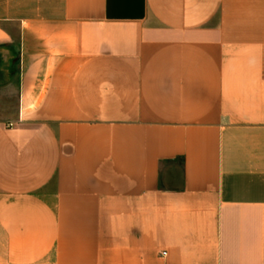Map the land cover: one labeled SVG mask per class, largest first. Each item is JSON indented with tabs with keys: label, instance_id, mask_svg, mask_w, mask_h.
I'll list each match as a JSON object with an SVG mask.
<instances>
[{
	"label": "crops",
	"instance_id": "1",
	"mask_svg": "<svg viewBox=\"0 0 264 264\" xmlns=\"http://www.w3.org/2000/svg\"><path fill=\"white\" fill-rule=\"evenodd\" d=\"M0 264H264V0H0Z\"/></svg>",
	"mask_w": 264,
	"mask_h": 264
},
{
	"label": "rangeland",
	"instance_id": "2",
	"mask_svg": "<svg viewBox=\"0 0 264 264\" xmlns=\"http://www.w3.org/2000/svg\"><path fill=\"white\" fill-rule=\"evenodd\" d=\"M0 76V81H1ZM18 111L16 88L0 87V122L5 125L15 120Z\"/></svg>",
	"mask_w": 264,
	"mask_h": 264
}]
</instances>
